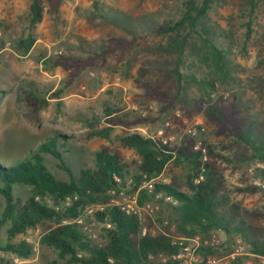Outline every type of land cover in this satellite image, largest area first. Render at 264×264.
Wrapping results in <instances>:
<instances>
[{
	"label": "trees",
	"instance_id": "1",
	"mask_svg": "<svg viewBox=\"0 0 264 264\" xmlns=\"http://www.w3.org/2000/svg\"><path fill=\"white\" fill-rule=\"evenodd\" d=\"M64 1L31 0L28 33L17 41L22 55L33 49L35 29L44 16L49 14L58 19ZM261 1L245 0L240 4L241 11L252 17ZM230 3L235 0H185L177 20L152 26L151 39L150 35L123 28L126 35H110L98 50L85 57L60 54L44 60L46 66L61 68L67 78L46 97L32 91L25 93L24 101L29 108L25 119L34 125L41 123L42 111L52 99L61 104L65 90L83 72L105 66L115 58L122 63L120 74L132 78L142 99L159 105L160 113L178 110L182 118L189 120L201 116L208 127L215 129V135L229 142L213 144L200 136H188L173 144L138 131L130 132L154 124L157 119L152 116L131 119L116 104H103L101 118L105 126L91 131L88 137L109 139L116 127L123 128L125 133L118 140L123 148L138 155L135 169L129 171L119 149L102 146L95 152L94 166L81 169L75 176L65 162L70 153L69 142L60 134L40 143L20 161L7 164L0 160L3 201L0 234L4 235L0 252L8 256L6 260L1 258L0 264L31 258L34 254L31 244L20 237L38 227L42 229L40 246L56 254L52 264H181L171 259L180 246L161 230L151 233L150 218L141 220L115 204L92 210L85 216L87 210L127 189L137 195L140 207L153 202L159 194L178 200L176 206L169 207L174 215L171 222L180 238L224 233L225 240L219 246L199 248L198 253L204 259L232 254L237 239L248 253L264 256V209H248L232 196L235 192L255 194L261 190L249 184L230 186L226 175V166L233 158L239 163L264 162V118L253 113L236 92L227 89L236 81L231 47L221 40L222 28L210 16L216 7ZM89 18L91 22H106L101 1H93ZM247 27L250 29V24ZM220 87L226 88L228 95L219 93ZM93 123L90 121L89 125ZM226 151H231L232 157ZM46 156L57 161V167L67 173L68 180L55 177L48 169ZM170 163L186 167L183 190L173 177L169 184L156 182L151 191L141 187L145 178L159 177ZM242 175L245 180V174ZM16 186L28 190L26 198L16 195ZM157 220L161 222L159 217ZM90 221L103 225L97 240L86 230ZM143 228L147 230L145 234ZM160 255L169 259L162 262ZM228 264H245L244 258L236 256Z\"/></svg>",
	"mask_w": 264,
	"mask_h": 264
},
{
	"label": "rangeland",
	"instance_id": "2",
	"mask_svg": "<svg viewBox=\"0 0 264 264\" xmlns=\"http://www.w3.org/2000/svg\"><path fill=\"white\" fill-rule=\"evenodd\" d=\"M93 1L95 0H65L58 19L46 14L35 29V45L25 56L17 48V41L28 33L31 0H0V90L3 91L0 95V160L7 164L20 161L40 143L60 134L65 135L69 142L70 153L65 156V162L75 176H78L81 169L94 166L95 152L102 146L119 149L124 154L129 171L133 172L138 155L134 150L120 145L118 139L125 133L123 128L116 127L109 139L88 137L91 131L101 130L105 126L101 118L102 106L108 102L130 114L131 119L139 116H152L157 119L154 124L142 125L130 132L138 131L144 136L178 144L195 129L196 136L213 144L229 142L223 136L215 135V129L208 127L201 116L189 120L182 118L178 110L160 113L159 105L142 99L132 78H124L120 74L122 63L115 58L110 59L105 66L83 72L65 90L61 104L58 105L52 99L49 106L42 111V121L38 126L25 119L29 112L24 101L26 92L32 91L46 97L60 88L67 78V73L61 68L46 66L44 60L60 54L85 57L98 50L100 44L110 35H126L123 28L150 35L151 39L152 26L165 20H177L180 17L181 4L185 0H99L106 22L90 21ZM241 2L245 3V0H235V3L216 7L210 16L214 24L223 30L221 40H225L231 47L230 58L236 69V81L227 89L236 92L251 106L253 113L264 118V0L249 18L241 11ZM247 24H250V29ZM132 74H135V69ZM227 89L220 87L219 93L228 95ZM90 121L94 122L92 126L89 125ZM226 153L232 157L231 151ZM46 160L48 169L57 179H69L67 173L57 167V161L53 157L46 156ZM226 168L230 186L249 184L261 190L255 194L235 192L232 194L233 198L248 209H264V162L253 160L239 163L233 158ZM233 168L239 169L234 171ZM242 174H245V180L242 179ZM185 175L184 165L170 163L154 182L169 184L173 177L183 190ZM129 184L130 180L127 186ZM15 193L26 198L28 190L16 186ZM130 195L132 194L128 189L124 190L126 198ZM118 201L121 199L118 198ZM114 203L115 201L109 200L95 205L85 212V216L90 215L92 210H102ZM150 203L152 210H147L143 218H150L153 224L150 232L161 230L171 238H180L176 236L175 224L171 222L174 218L169 207L171 204L159 195ZM2 205L0 197V211ZM158 217L161 222L157 220ZM102 227V224L90 221L86 230L97 240ZM214 233L224 242V233ZM41 234L42 229L38 227L20 237L31 244L34 254L27 260L15 259L12 264H52L56 260V254L52 250L40 246ZM3 240L4 235L1 233L0 243ZM235 246L236 241L234 249ZM240 256L244 258L245 264H261L260 259L248 253L246 247L244 254ZM1 258L6 260L8 256L0 252Z\"/></svg>",
	"mask_w": 264,
	"mask_h": 264
},
{
	"label": "built area",
	"instance_id": "3",
	"mask_svg": "<svg viewBox=\"0 0 264 264\" xmlns=\"http://www.w3.org/2000/svg\"><path fill=\"white\" fill-rule=\"evenodd\" d=\"M190 136H196L197 130H191ZM165 142V141H164ZM198 148V147H197ZM158 177H155L153 179L147 180L144 179L142 186L143 188H146L148 191H151L153 188V185L155 184V180ZM198 182V180H197ZM159 197L164 199L165 202L170 203L172 206H176L178 204V200H176L173 197L170 196H162L159 194ZM118 198L121 199V201H118ZM115 201V205L122 206L124 209H126L127 212H131L136 214L141 220H143L145 216V212L147 210H152L151 203L147 202L143 207L138 206L137 204V195L132 194L128 198L124 196V191L120 192L118 196L111 199ZM147 232L146 228H143V234ZM174 243L178 244L180 246L179 252L175 253L171 256V259L173 261H180L181 263L186 264H228L229 259H233L236 256L243 255L245 252V245L241 242L240 239L236 240V246L234 249V252L227 257H216V256H208L207 258H202L200 254L198 253V250L202 246H212L217 247L220 245L221 241L219 237L216 235V233L211 234L207 238H202L201 236L197 235L191 238H173ZM162 262H166L169 258L167 256L160 255L159 256ZM260 259L261 264H264V256H256Z\"/></svg>",
	"mask_w": 264,
	"mask_h": 264
},
{
	"label": "crops",
	"instance_id": "4",
	"mask_svg": "<svg viewBox=\"0 0 264 264\" xmlns=\"http://www.w3.org/2000/svg\"><path fill=\"white\" fill-rule=\"evenodd\" d=\"M2 98H0V100H1Z\"/></svg>",
	"mask_w": 264,
	"mask_h": 264
}]
</instances>
